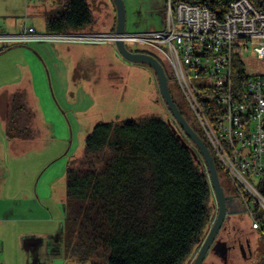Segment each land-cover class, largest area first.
I'll return each instance as SVG.
<instances>
[{"label":"trees","instance_id":"16d2710c","mask_svg":"<svg viewBox=\"0 0 264 264\" xmlns=\"http://www.w3.org/2000/svg\"><path fill=\"white\" fill-rule=\"evenodd\" d=\"M197 1L215 12L225 10L227 2ZM94 20L88 0H65L47 15V28L85 31ZM171 80L170 75L169 86ZM175 101L209 146L220 180L227 177L237 193L205 134ZM33 118L25 90L14 91L5 116L8 138L34 136ZM186 140L159 115L95 123L82 155L66 169V257L90 264H189L214 219L216 199L204 157L195 158V145ZM261 190L264 194V182ZM255 212L263 216L260 208ZM259 230L264 241V223Z\"/></svg>","mask_w":264,"mask_h":264},{"label":"crops","instance_id":"0c3cea01","mask_svg":"<svg viewBox=\"0 0 264 264\" xmlns=\"http://www.w3.org/2000/svg\"><path fill=\"white\" fill-rule=\"evenodd\" d=\"M49 1L0 0V27L7 28L5 33H17L28 25L38 32L48 33L47 15L65 0H53L54 5L47 8ZM88 2L95 18L88 28L95 30L100 21L90 0ZM98 3L102 6L100 17H104L101 22L110 23L111 30H115L114 0H99ZM111 43L114 42L0 41L2 125L8 99L14 91L25 90L29 100L35 96L33 101L28 100L35 112L32 122L35 135L8 139L6 130L0 132L2 142L5 141L0 148V264L74 262L65 255L62 235L66 191L62 188L60 194L52 190L42 193L39 182L43 170H37V166L35 172L31 171L26 164L29 159L39 158L40 166H45L47 160L41 163V159L45 158L46 146L58 142L62 146L52 158L69 152L75 142V130L78 136V128L94 124L88 113L97 103V83L116 73L111 60L114 53L119 56L117 47ZM76 141L74 153L81 144L79 137ZM34 143H45L44 151L35 153Z\"/></svg>","mask_w":264,"mask_h":264},{"label":"built area","instance_id":"2783aa9c","mask_svg":"<svg viewBox=\"0 0 264 264\" xmlns=\"http://www.w3.org/2000/svg\"><path fill=\"white\" fill-rule=\"evenodd\" d=\"M162 27L145 32L0 30V41L144 42L158 51L197 125L253 219L264 223V70H247L246 53L264 66V0H227L215 12L197 0H166ZM136 50V49H132ZM256 208L263 211L256 217Z\"/></svg>","mask_w":264,"mask_h":264},{"label":"rangeland","instance_id":"374dc122","mask_svg":"<svg viewBox=\"0 0 264 264\" xmlns=\"http://www.w3.org/2000/svg\"><path fill=\"white\" fill-rule=\"evenodd\" d=\"M165 1L166 0H124L126 10V32H145L148 30L161 28L163 19L162 12L165 8ZM54 2L55 1L50 0L47 3V8L53 6ZM90 2L93 7V10L97 15V19L100 21L96 25L95 32H110L111 24L108 22H101L104 17H100V11H102V6H100V4L98 3L99 0H90ZM0 30L2 32H6L7 28L0 27ZM85 31L89 30L86 29ZM111 44L116 47L115 43ZM126 45L129 49H140L152 52L165 66L164 60L160 53L154 50L148 44L144 42H127ZM117 54V56L119 57H116L114 53V55H112L113 60H111L114 62L112 67L115 69L116 73H114L111 78H105L100 83H97V103L95 108L88 113L91 119H93L94 124H92V126L90 127L82 126L78 128L80 131L78 136V130L74 129L75 142L73 143L72 148L69 150V152H67L68 150L66 151V153L63 152V154L58 156V158L56 159L52 157L55 155V153H57V150L62 146V144L58 142L57 144L55 143L52 146H46L47 151L45 152V158L41 159V163L44 160H47L45 166H40L39 158L35 160L29 159V161H27V168H30L31 171L35 172L37 166V170H43V175L39 182V188L42 190V193H45L46 191L50 193V191L52 190L56 193L59 192L60 194L62 192V188L66 191L67 165L70 160L82 155L85 137L87 133L91 131L95 123H97L98 121H123L127 119L140 118L144 115H159L165 118H170L171 121L177 127V129L187 139H189L186 134H184L183 130L180 128V125L173 118L169 108L161 97L159 91L158 77L155 70L146 63L130 61L122 57L119 52ZM246 58L247 70L249 72L258 73L264 70V66L255 61L256 57L253 52L246 53ZM107 59H109V57H107ZM165 68L166 70L168 69L167 66H165ZM168 72H170L169 69ZM170 86L173 98L178 101L182 109L189 116L190 122L196 127H199L196 123L195 118L193 117V114L187 106L185 98L182 92L180 91L177 82L174 79L170 81ZM34 97L35 96H32L30 100L33 101ZM28 100L29 97L27 96V103ZM28 106L31 108L29 103ZM2 130H4V133L5 130L7 131L6 119L3 125L2 121L0 120V132ZM77 137H79V141L81 144L79 150L74 153L73 150L75 149L74 147L77 145ZM2 143L4 144L5 141L2 142V139L0 138V148L4 146ZM44 145L45 143H34L33 151H35V149V153L44 151ZM221 180L224 183L227 194L233 196L234 198V195H236V193L229 179L223 175L221 177ZM44 184L47 187L43 188L42 186H40ZM52 185L53 188L51 189ZM235 202L232 203L234 204L232 205V209L236 211V214L231 217L232 221L229 223V225L232 223L236 226V231H238V233L235 234L236 238L239 237V235L241 234V232H239L241 230L243 233L249 229L253 230L250 236V247L247 248L246 246L243 250L239 247L238 243L236 242V244L228 251L227 256L224 258L218 255L217 253L213 252L211 249L205 256V259L202 264H264V241L261 235V231L259 229L252 228L253 219L250 214L245 211L244 203L242 202L240 196H237L235 198ZM241 236L243 237V234ZM240 242H245L244 237L240 240ZM71 264H90V262L74 261Z\"/></svg>","mask_w":264,"mask_h":264},{"label":"water","instance_id":"95a60500","mask_svg":"<svg viewBox=\"0 0 264 264\" xmlns=\"http://www.w3.org/2000/svg\"><path fill=\"white\" fill-rule=\"evenodd\" d=\"M116 5L117 12V21L115 26V31L117 33H124L125 30V21H126V10L124 5V0H114ZM118 52L127 60L134 62H143L151 66L158 77L159 91L161 97L166 103L167 107L170 110L171 115L180 125V128L183 130L184 134L194 143L195 147L191 145V150L195 158H199L201 154L204 157L205 165L207 168V174L210 177L211 185L216 199V213L214 219L210 225V228L204 237V240L200 244L194 258L189 264H202L205 256L210 250L212 243L215 240V237L220 230L228 209V202L233 199V196L228 195L224 186L221 183L219 173L216 167L215 160L213 158L212 152L209 146L206 144L204 139L200 134L192 127L189 121L186 119L185 115L178 107L176 101L174 100L170 86H169V76L164 64L152 53L145 51H137L129 49L123 39H117L115 41ZM174 132L182 138L184 141L186 137L183 136L181 132L178 131L175 124L168 118ZM223 247V245H222Z\"/></svg>","mask_w":264,"mask_h":264},{"label":"flooded vegetation","instance_id":"af4514ba","mask_svg":"<svg viewBox=\"0 0 264 264\" xmlns=\"http://www.w3.org/2000/svg\"><path fill=\"white\" fill-rule=\"evenodd\" d=\"M236 193V192H235ZM239 196L234 195V198L228 202V209H227V215L226 218L220 228V230L218 231L214 242L212 243V246L210 248V250L212 249L213 252L217 253L218 255L222 256L223 258L227 256L228 251L236 244V242L238 243L239 247L242 248L244 250V247L247 246L250 247L251 245V234L252 231L251 229L246 230L244 233L241 231V234L239 235V237L236 238V233H238V231H236V226L234 224H230L229 223L232 221L231 217L236 214V211H234V209H232V203L235 202V198ZM236 203V202H235ZM238 230V229H237ZM243 234L244 240L245 242H240V240L243 238L241 235ZM223 245V247H222Z\"/></svg>","mask_w":264,"mask_h":264}]
</instances>
